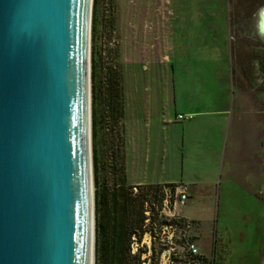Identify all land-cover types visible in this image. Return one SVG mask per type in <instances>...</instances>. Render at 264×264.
<instances>
[{
  "label": "rangeland",
  "instance_id": "374dc122",
  "mask_svg": "<svg viewBox=\"0 0 264 264\" xmlns=\"http://www.w3.org/2000/svg\"><path fill=\"white\" fill-rule=\"evenodd\" d=\"M263 6L264 0H92L93 264H264ZM206 48L225 49L230 62L228 143L212 184L176 188L185 192L184 203L174 196L166 205L161 189L135 183L141 163L148 161L149 175L153 160L141 154L151 139L140 132V105L146 94L150 114L167 113L174 72L179 80L178 66L169 72V55Z\"/></svg>",
  "mask_w": 264,
  "mask_h": 264
},
{
  "label": "water",
  "instance_id": "95a60500",
  "mask_svg": "<svg viewBox=\"0 0 264 264\" xmlns=\"http://www.w3.org/2000/svg\"><path fill=\"white\" fill-rule=\"evenodd\" d=\"M92 0H0V264H93Z\"/></svg>",
  "mask_w": 264,
  "mask_h": 264
},
{
  "label": "crops",
  "instance_id": "0c3cea01",
  "mask_svg": "<svg viewBox=\"0 0 264 264\" xmlns=\"http://www.w3.org/2000/svg\"><path fill=\"white\" fill-rule=\"evenodd\" d=\"M188 55L184 50L174 49L169 55V72H174V65L178 66L179 80L175 82L174 72L169 83L167 113L150 114L151 98L146 94L143 97L140 132L151 140L141 154H147V159L153 154V160L149 175L145 172L148 161L141 163L140 182L135 183H172L183 189L209 186L214 181L213 172L223 159L228 143L232 99L230 62L225 49H199L195 55ZM201 75L207 83L197 81ZM178 114L183 117L177 118ZM169 154H174L172 159ZM144 175L151 177L146 179Z\"/></svg>",
  "mask_w": 264,
  "mask_h": 264
},
{
  "label": "built area",
  "instance_id": "2783aa9c",
  "mask_svg": "<svg viewBox=\"0 0 264 264\" xmlns=\"http://www.w3.org/2000/svg\"><path fill=\"white\" fill-rule=\"evenodd\" d=\"M183 116L178 114L177 118H182ZM163 194H164V204L170 203L171 199H173L174 196H176V199H173V202L175 203L176 200H178L180 203H184L186 194L182 190L177 191L176 187L174 189H171L170 187H164L163 188ZM167 205V204H166Z\"/></svg>",
  "mask_w": 264,
  "mask_h": 264
},
{
  "label": "trees",
  "instance_id": "16d2710c",
  "mask_svg": "<svg viewBox=\"0 0 264 264\" xmlns=\"http://www.w3.org/2000/svg\"><path fill=\"white\" fill-rule=\"evenodd\" d=\"M170 187L171 189H174L175 188V184H172V183H169V184H144L143 187L145 188H149V189H153L155 191L161 189V192L163 193V188L164 187ZM142 195V193H141ZM96 199V195L94 194V201ZM98 200V199H97ZM129 233L131 234H135L136 231L133 230V231H129ZM132 261H134V259H132ZM130 262V263H127V262H123V264H134V262ZM137 264H142V261L139 262V260L137 259Z\"/></svg>",
  "mask_w": 264,
  "mask_h": 264
},
{
  "label": "bare ground",
  "instance_id": "6f19581e",
  "mask_svg": "<svg viewBox=\"0 0 264 264\" xmlns=\"http://www.w3.org/2000/svg\"><path fill=\"white\" fill-rule=\"evenodd\" d=\"M264 8V7H263ZM261 32L264 31V13H262V20H260ZM91 128V127H90ZM93 188V187H92Z\"/></svg>",
  "mask_w": 264,
  "mask_h": 264
},
{
  "label": "clouds",
  "instance_id": "9594fccd",
  "mask_svg": "<svg viewBox=\"0 0 264 264\" xmlns=\"http://www.w3.org/2000/svg\"><path fill=\"white\" fill-rule=\"evenodd\" d=\"M260 12H261V13H264V8H261V9H260ZM261 35L264 36V31L261 32Z\"/></svg>",
  "mask_w": 264,
  "mask_h": 264
},
{
  "label": "flooded vegetation",
  "instance_id": "af4514ba",
  "mask_svg": "<svg viewBox=\"0 0 264 264\" xmlns=\"http://www.w3.org/2000/svg\"><path fill=\"white\" fill-rule=\"evenodd\" d=\"M264 7V6H263Z\"/></svg>",
  "mask_w": 264,
  "mask_h": 264
}]
</instances>
